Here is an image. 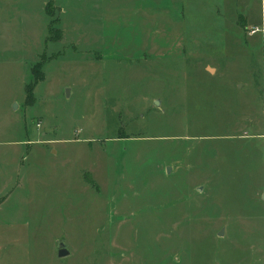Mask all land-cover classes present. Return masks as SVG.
Wrapping results in <instances>:
<instances>
[{
	"label": "rangeland",
	"instance_id": "rangeland-1",
	"mask_svg": "<svg viewBox=\"0 0 264 264\" xmlns=\"http://www.w3.org/2000/svg\"><path fill=\"white\" fill-rule=\"evenodd\" d=\"M262 38L264 0H0V264H264Z\"/></svg>",
	"mask_w": 264,
	"mask_h": 264
},
{
	"label": "trees",
	"instance_id": "trees-1",
	"mask_svg": "<svg viewBox=\"0 0 264 264\" xmlns=\"http://www.w3.org/2000/svg\"><path fill=\"white\" fill-rule=\"evenodd\" d=\"M51 5L48 4V7H47V11L48 13L50 14V16H52V12H51ZM54 21L52 22V24L50 25V28H49V32H50V35H51V41L52 42H59L62 40V36H61V31H57V29L54 31ZM44 65H45V62L44 63H39V64H36L33 69H32V72L34 74V80L33 82L34 83H41L44 81L45 79V74H44ZM26 93H27V99L29 101H33L34 97H33V93H34V88L33 87H30L28 86L27 87V90H26Z\"/></svg>",
	"mask_w": 264,
	"mask_h": 264
},
{
	"label": "crops",
	"instance_id": "crops-1",
	"mask_svg": "<svg viewBox=\"0 0 264 264\" xmlns=\"http://www.w3.org/2000/svg\"><path fill=\"white\" fill-rule=\"evenodd\" d=\"M229 4H230V2H228L227 3V6H229ZM234 20L236 21L237 20V24H238V22H239V20L243 23V24H245V22L247 21L249 24H251V25H253V26H258V22H256V21H252V20H250V18L249 17H244V16H240V17H234ZM259 28V27H258ZM256 30V29H255ZM257 31H260L259 29L257 30ZM258 33L259 32H257L256 34H253L252 33V36H254V39H252V41L254 42V40H256V36L258 35ZM263 40H264V38H262ZM225 40H229V39H225ZM248 44L247 45H249V41L247 42ZM252 45V44H251ZM250 45V46H251ZM221 71L219 70V69H217L216 67L215 68H213V78H215V77H220V74H222V73H220ZM209 180V179H208ZM210 180L208 181V184H210ZM260 195H262V194H260Z\"/></svg>",
	"mask_w": 264,
	"mask_h": 264
},
{
	"label": "water",
	"instance_id": "water-1",
	"mask_svg": "<svg viewBox=\"0 0 264 264\" xmlns=\"http://www.w3.org/2000/svg\"><path fill=\"white\" fill-rule=\"evenodd\" d=\"M220 234H221V236L223 235V233H220ZM57 251H58L59 259H65L66 257H69L71 255V253L66 248L65 242H63V241H60L57 244Z\"/></svg>",
	"mask_w": 264,
	"mask_h": 264
},
{
	"label": "built area",
	"instance_id": "built-area-1",
	"mask_svg": "<svg viewBox=\"0 0 264 264\" xmlns=\"http://www.w3.org/2000/svg\"><path fill=\"white\" fill-rule=\"evenodd\" d=\"M257 32H259V31H257V30H254L252 33H253V34H256Z\"/></svg>",
	"mask_w": 264,
	"mask_h": 264
}]
</instances>
